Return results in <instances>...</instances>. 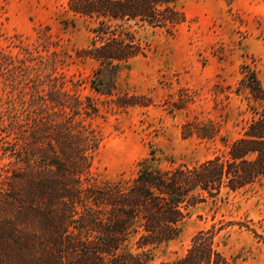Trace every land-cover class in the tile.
I'll list each match as a JSON object with an SVG mask.
<instances>
[{
	"label": "trees",
	"instance_id": "obj_1",
	"mask_svg": "<svg viewBox=\"0 0 264 264\" xmlns=\"http://www.w3.org/2000/svg\"><path fill=\"white\" fill-rule=\"evenodd\" d=\"M183 1L71 0L73 13L95 23L78 51L97 63L91 86L102 90L97 80L115 79L146 53L141 28L172 34L185 22ZM26 53L0 49V264H151L155 249L181 234L189 206L264 185V85L255 71L241 78L252 118L242 136L226 141L227 153L169 167L146 158L130 178L99 180L94 157L102 138L86 120L100 109L79 92L83 79L69 86L53 61L43 63L52 68L48 76L38 73L42 66L31 76ZM200 124L187 128L202 138L219 132ZM236 224L250 230L244 221L215 222L163 264H233L218 236Z\"/></svg>",
	"mask_w": 264,
	"mask_h": 264
},
{
	"label": "rangeland",
	"instance_id": "obj_2",
	"mask_svg": "<svg viewBox=\"0 0 264 264\" xmlns=\"http://www.w3.org/2000/svg\"><path fill=\"white\" fill-rule=\"evenodd\" d=\"M70 1L0 0V49L24 58L30 51L31 76L42 66L44 78L52 68L43 63L53 61L69 86L83 79L79 92L100 109L86 120L102 138L94 157L99 180L130 178L146 158L164 167L198 163L227 153V142L243 135L253 113L241 78L249 69L264 85V0H184L185 22L172 34L141 28L146 53L115 79L97 80L102 90L91 86L97 63L78 56L94 19L73 13ZM189 123L214 124L219 132L202 138ZM224 196L189 206L181 234L155 249L151 264L182 257L199 230L229 220L250 227L236 224L219 234L231 262L264 264V240L253 232L264 235V185Z\"/></svg>",
	"mask_w": 264,
	"mask_h": 264
}]
</instances>
